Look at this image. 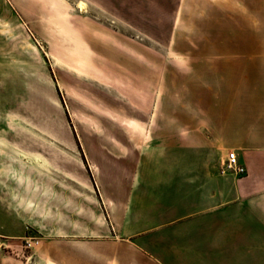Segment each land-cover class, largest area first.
I'll list each match as a JSON object with an SVG mask.
<instances>
[{"label": "rangeland", "instance_id": "rangeland-1", "mask_svg": "<svg viewBox=\"0 0 264 264\" xmlns=\"http://www.w3.org/2000/svg\"><path fill=\"white\" fill-rule=\"evenodd\" d=\"M240 50L264 54V0H0L2 257L100 236L97 190L161 155L204 62Z\"/></svg>", "mask_w": 264, "mask_h": 264}, {"label": "crops", "instance_id": "crops-1", "mask_svg": "<svg viewBox=\"0 0 264 264\" xmlns=\"http://www.w3.org/2000/svg\"><path fill=\"white\" fill-rule=\"evenodd\" d=\"M262 52L223 51L204 62L195 108L179 110L188 118L154 146L161 155L141 159L113 195L97 190L104 232L57 235L35 263L264 264ZM228 151L244 176L219 173ZM0 264L18 263L0 254Z\"/></svg>", "mask_w": 264, "mask_h": 264}, {"label": "built area", "instance_id": "built-area-1", "mask_svg": "<svg viewBox=\"0 0 264 264\" xmlns=\"http://www.w3.org/2000/svg\"><path fill=\"white\" fill-rule=\"evenodd\" d=\"M219 173L221 174H229L234 177H241L244 176L246 170L244 166H242L238 162L237 155L234 151H228L224 158L220 162ZM32 241V240H31ZM27 247H29V242H25ZM37 244V242H34Z\"/></svg>", "mask_w": 264, "mask_h": 264}]
</instances>
